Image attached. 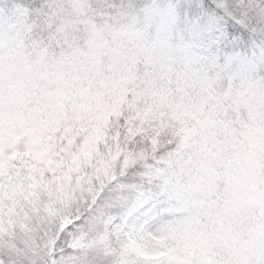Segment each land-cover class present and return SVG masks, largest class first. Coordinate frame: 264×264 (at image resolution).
Here are the masks:
<instances>
[{"label": "snow or ice", "instance_id": "obj_1", "mask_svg": "<svg viewBox=\"0 0 264 264\" xmlns=\"http://www.w3.org/2000/svg\"><path fill=\"white\" fill-rule=\"evenodd\" d=\"M0 264H264V0H0Z\"/></svg>", "mask_w": 264, "mask_h": 264}]
</instances>
